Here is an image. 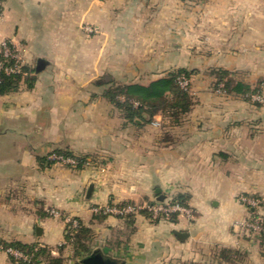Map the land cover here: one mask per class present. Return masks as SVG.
<instances>
[{
  "label": "crops",
  "instance_id": "0c3cea01",
  "mask_svg": "<svg viewBox=\"0 0 264 264\" xmlns=\"http://www.w3.org/2000/svg\"><path fill=\"white\" fill-rule=\"evenodd\" d=\"M1 7L0 51L5 41L15 46L35 81L0 96V148L16 138L14 157L0 160V244H38L56 256L63 216L91 231L92 251L123 264H228L223 249L237 253L234 264H264L260 243L232 229L250 212L242 196L258 199L264 216V0H2ZM176 69L191 72L193 101L178 125L160 114L128 122L105 94L111 84L146 85ZM216 70L260 94L247 100L213 89ZM57 151L93 161L51 162ZM177 195L192 214L175 222L137 215L126 225L93 212ZM0 264H12L1 247Z\"/></svg>",
  "mask_w": 264,
  "mask_h": 264
},
{
  "label": "trees",
  "instance_id": "16d2710c",
  "mask_svg": "<svg viewBox=\"0 0 264 264\" xmlns=\"http://www.w3.org/2000/svg\"><path fill=\"white\" fill-rule=\"evenodd\" d=\"M14 64V59L11 57H5L2 51H0V65L3 68L11 67ZM33 74L34 69L27 66L25 63L20 65L19 73L7 75L3 72V70H0V96L16 92L22 85H25L28 89L32 88L35 81ZM214 74L216 81L212 84V87L215 90L225 93L241 94L244 95L247 100H250L253 94H260L259 88L252 89L248 84L234 81L229 77V73L224 70H216ZM190 76L191 72L186 69L171 70L163 77L151 81L146 85L138 83L116 84L114 91L111 90V88H108L105 91V94L109 97L110 101L120 109L123 118L128 122L140 120L148 123L152 121L154 115L160 114L162 117L171 119L168 124L178 125L181 117L188 113L193 105L189 89L185 90L180 86V80L182 78L190 79ZM55 155L74 159L76 165L70 166H74L76 168H80L86 162L92 163L93 161L92 159H89V157H74L64 151H57ZM51 162L56 161L53 160ZM169 202H177L180 205L187 207L186 198L181 195L171 197ZM127 205L134 204L125 202L116 206L125 207ZM138 214L150 217V214L146 210H139ZM96 215L101 217L106 216L101 212L96 213ZM134 216L135 214H129L118 217H123L122 219H125L126 223L130 225ZM177 217L178 216L176 214L171 215L167 221L175 222ZM91 237V231L84 227L78 220L75 227L70 222L66 223L64 234L65 244L72 245L73 251L76 255L90 252L88 242ZM259 243L262 250H264V242L261 241ZM0 247L3 250L7 248L18 250L27 256V260L24 261L22 259H16L7 253L12 264L63 263V258L60 256H52L51 251L48 248L39 246L38 244H23L14 241L10 243H1ZM63 247L64 246H61L59 248V254L62 252ZM219 256L222 261L228 264H234L236 257H238L235 251L228 249L221 250L219 252Z\"/></svg>",
  "mask_w": 264,
  "mask_h": 264
},
{
  "label": "built area",
  "instance_id": "2783aa9c",
  "mask_svg": "<svg viewBox=\"0 0 264 264\" xmlns=\"http://www.w3.org/2000/svg\"><path fill=\"white\" fill-rule=\"evenodd\" d=\"M2 0H0V15H1V7ZM87 31H91L89 28H86ZM10 45V46H9ZM1 51L5 57H11L15 60V64L11 67L3 68L0 65V70L7 75L19 73L20 72V65L24 63L23 58L20 54V51L13 46L9 41H5L1 44ZM190 81L187 78H182L180 80V86L187 90L189 87ZM256 100H260L258 97H254ZM51 159L55 160L60 164H67V165H76L74 159L69 157L57 156L52 155ZM241 204L248 209L252 210L248 217L243 220L236 221L232 224V229L234 230L235 234L239 238H251L256 239L259 242H264V216L257 212L259 208V200L256 198L242 196L239 198ZM139 210H146L152 219H163L167 220L169 216L176 214L179 215H187L191 214V210L187 207L180 205L177 202H155L153 204H143V205H127L125 207H119L116 205L111 206H104L99 208H94L93 212L98 213L101 212L104 215H115V216H126L129 214H136ZM53 215L57 216L56 212H52ZM70 221V219H67ZM73 226L75 227L77 223L72 221ZM6 253L12 255L16 259L27 260V256H25L22 252L18 250H14L11 248H7L4 250Z\"/></svg>",
  "mask_w": 264,
  "mask_h": 264
},
{
  "label": "rangeland",
  "instance_id": "374dc122",
  "mask_svg": "<svg viewBox=\"0 0 264 264\" xmlns=\"http://www.w3.org/2000/svg\"><path fill=\"white\" fill-rule=\"evenodd\" d=\"M4 4V2H3ZM116 84H112L109 88H111V90L114 91V88H115ZM189 92L191 91V83L189 84ZM171 119L169 118H166V117H162V122L164 123H168L170 122ZM16 138L13 137V136H9L7 138H3L2 140H4V143L2 142V147L0 148V160H6V159H11L12 157H14V144L16 142L15 140ZM169 200H171V197L167 199V202H169ZM135 205V204H134ZM138 206V205H137ZM104 207V206H103ZM99 208V207H98ZM102 208V207H101ZM94 214H96L94 212ZM192 214V213H191ZM190 214V215H191ZM137 215H140L138 213L135 214V216ZM106 216H114L120 220L123 221V223L126 224V220L125 219H122L123 217H118V216H115V215H106ZM182 216V215H181ZM187 216V215H186ZM179 217V216H178ZM62 219L64 221H66L67 223L70 222L72 223V221H75L77 223V219H72V218H69L70 221H67L66 219L68 218H65L62 216ZM146 219L151 222V223H155V222H168L167 220H163V219H152L151 217H147L146 216ZM73 225V223H72ZM127 225V224H126ZM66 229V227H65ZM129 227H127V231H129ZM125 237V236H124ZM254 241H257L259 242L258 240L256 239H252ZM96 241L93 240V238L91 237L89 242H88V246L90 248V252L84 254V253H81L80 255H76L73 251V248H72V245L70 244H65L63 245V250L60 254L56 255L55 257H58L60 256L61 258H63V263L62 264H81L80 261L87 255H89L91 252H92V248L94 247V243ZM119 261L121 262V260L119 259ZM216 264H219V262H217Z\"/></svg>",
  "mask_w": 264,
  "mask_h": 264
},
{
  "label": "water",
  "instance_id": "95a60500",
  "mask_svg": "<svg viewBox=\"0 0 264 264\" xmlns=\"http://www.w3.org/2000/svg\"><path fill=\"white\" fill-rule=\"evenodd\" d=\"M44 65V62L39 60L36 66V72H39ZM92 185H89L87 190V197L91 194ZM159 194V190L156 191ZM164 196H159L157 198L158 201H162ZM175 235L179 239H184L186 237L185 233L175 232ZM81 264H123L122 261L120 262L118 259H113L106 254H104L100 249H94L89 255L85 256L81 261Z\"/></svg>",
  "mask_w": 264,
  "mask_h": 264
}]
</instances>
